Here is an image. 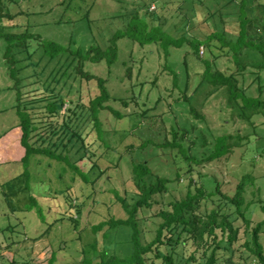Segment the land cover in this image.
I'll return each mask as SVG.
<instances>
[{"label":"rangeland","instance_id":"374dc122","mask_svg":"<svg viewBox=\"0 0 264 264\" xmlns=\"http://www.w3.org/2000/svg\"><path fill=\"white\" fill-rule=\"evenodd\" d=\"M240 1L0 0V31L21 33L27 30L34 36H40V39L58 42L71 50L79 48L86 51L93 46L104 49L110 38L118 30H125L138 14L145 18L148 27L159 25L173 38L204 39L215 31H224L230 38H235ZM245 2L247 16H258L264 23V11L260 7L264 5V0ZM209 11H217L216 17H207ZM205 17L207 20H204ZM37 42L30 40L26 50L15 53L17 77L26 85L22 90L30 92L25 102L35 107L32 112L37 118H42L41 107L45 103L31 104L34 102V85H38L46 97L50 95L47 88H52L54 94L64 98V120H71V127L76 128L85 140V149L77 153V148H74L70 152L72 161L77 160L78 167L89 181L85 182L75 175L64 163L46 156L32 155L26 161L22 160L25 151L20 143L19 118L15 109L17 94L12 88L14 81L9 76L4 58L6 43L0 38V264H94L102 250L119 257L130 254L133 249L129 227L110 230L106 226L94 233L92 226L111 217H128L117 196L124 198L129 206L137 198L131 174L133 159L128 152L131 145L135 148V161H148L154 173V177L149 178L151 182L158 177L172 181L163 196H156L158 203L153 208L140 210L136 216L142 244L150 242L155 236L161 219L154 214L161 208L160 203L185 197L190 179L193 183L199 181L198 171L216 176L221 192L229 195L234 193L241 176L250 173L255 178L254 184L245 191L246 201L251 202L247 210L250 226L246 227L237 217L234 207L225 208L237 234L233 242L225 240L221 243L217 264H260L243 244L251 240V229L264 220L258 203L264 200V157L252 153L243 155L242 149L236 148L228 161L222 158L189 173L175 151L139 153L137 150L148 140L170 142L174 128L178 133L182 129H191L189 137L192 139H197L196 134L200 132L211 145L213 139L207 128L221 134L225 127L229 132L242 127L231 121L224 124L228 112L222 108L220 97L210 95L213 89L209 85L202 84L197 91H193L203 65L191 55L186 43L181 49L170 47L166 56L160 46H139L137 42L125 38L118 42V65L110 72L104 62L85 63L86 72L106 79L112 97L108 105L124 115L115 119L110 112L101 113L105 133L100 139L84 114L89 101L99 93L96 80L86 81L76 74L78 61L69 67L66 56L53 61L41 57L42 51ZM202 48L200 58L215 60L222 71L231 66L227 57L221 55L216 58L219 54L216 47H211L210 54L207 48ZM34 50L36 52L30 57L27 51ZM185 53L188 54L190 72V104L202 114L203 119L192 115L189 104L181 99L187 74L181 65ZM166 64L177 74L178 86L174 85L171 72L164 68ZM64 71L66 73L62 75ZM41 92L34 93L36 98L42 95ZM114 98H125L127 105ZM143 112H146L144 117ZM62 121L63 118H59L56 124L57 135H52L48 128L39 127L40 135L48 139L45 145L60 141L66 143ZM195 144L199 147L200 140L198 143L196 140ZM83 153L86 157L80 158ZM215 205L203 202L200 211H209ZM69 214L72 219L68 218ZM259 241L264 249V224ZM186 248L177 246L175 264H184L183 255L186 251L189 254L192 249ZM168 252L167 248L159 251L162 254ZM154 262L159 264L160 260Z\"/></svg>","mask_w":264,"mask_h":264},{"label":"trees","instance_id":"16d2710c","mask_svg":"<svg viewBox=\"0 0 264 264\" xmlns=\"http://www.w3.org/2000/svg\"><path fill=\"white\" fill-rule=\"evenodd\" d=\"M200 1L202 2V0ZM245 1H240V14L236 19L238 32L235 38H230L224 31H215L208 34L204 39H188L185 36L173 38L159 25L148 27L145 18L138 14L132 18L125 30H118L110 38L109 44L104 49L93 46L86 51L79 48L71 50L58 42L40 39V36H34L27 30L21 33L0 31V38L6 43L4 58L7 62L9 76L14 81L12 88L16 90L17 94L15 109L19 118L20 143L25 151L22 160L26 161L32 155L46 156L64 163L74 171L75 175L81 177L85 182L89 181L85 172H81L78 167L77 160L72 161L70 152L74 148H77V153L81 149H85V140L76 128L71 127V120H64V98L54 94L55 90L52 88H47L50 95L46 97L45 93L41 92L40 87L34 85L32 91L34 102H31V104L35 102L45 103L41 107L43 117L37 118L36 114L32 112L35 107L33 105L28 106L25 102L27 101L25 98L30 92L22 90L26 85L17 77L18 69L15 53L26 50L30 40H37L38 47L42 51L41 57L45 56L48 60L53 61L66 56V60L69 59L67 62L69 67L78 61L75 65L76 74L86 81L96 80L97 83L99 93L89 101V106L84 114L93 124L98 137L103 139L105 131H103V125L101 124V113L110 112L115 119H121L124 115L108 105L112 97L106 86V79L92 76L84 70V67L86 62H104L107 65L108 72H110L111 68L118 65V42L125 38L137 42L139 46L150 44L160 46L166 56L169 54L170 47L181 49L186 43L191 50V55L201 61L203 65L201 72H198L200 79L193 91H197L202 84L209 85L213 89L210 95L220 97L223 100L222 108L228 112L229 116L224 124L231 121L233 124L242 125V127H238L231 132L225 127L221 134L217 131L213 133L211 129L207 128V132L211 134L213 139L211 145L200 132L196 134L197 139H192L189 137L191 129H182L178 133V130L174 128L170 142L159 139L144 141L137 149L139 153H148L150 150H167V153L175 151L176 155L180 156L188 167L189 173H193L201 165L217 162L222 158L228 161L236 148H241L243 155L252 153L264 157V23L258 16H247ZM260 7L264 11V5ZM209 12L207 17H216L217 11ZM218 15L222 14L218 13ZM207 17L204 20H207ZM201 46L208 49V54H210L211 47H216L219 50L216 58L221 55L227 57V62L231 66L227 67L226 71H222L218 68L215 60H210L208 57L200 58ZM27 52L32 57L36 50ZM187 55L185 53L181 61V65L185 67V72L187 71V74H185L186 82L181 90V99L183 98L189 104V112L192 115L203 119L202 114L198 113L190 104L192 95L188 94L190 72H188ZM64 63L66 64V61ZM122 64L126 65L125 62ZM164 68L171 72L174 85L178 86V76L175 71L168 64ZM128 71L129 69H127ZM65 73L66 71L62 75ZM37 91L41 92L42 95L36 98L34 93ZM116 99L114 98V100ZM117 100H121L120 102L124 106L127 105L125 98ZM81 109L83 110L82 107ZM145 115L146 112H143V117ZM59 118H63L61 127L64 129V136L67 137L66 143L60 141L58 144L45 145L48 139L40 135L39 127L48 128L52 135H57L56 124ZM33 139L35 140L33 141ZM196 140L197 143L200 140L199 147L195 144ZM186 142H188V145ZM200 146H202V149ZM209 147H211L210 151H208ZM134 150V146L131 145L129 151H127L133 159L131 174L133 184L137 190V198L129 206L124 198L117 196L128 217L126 219L111 217L92 226L94 233H98L106 226L110 230L129 227L132 230L133 251L119 257L114 254L109 255L107 251L102 250L97 262L94 264H155V260H160L159 264H175L174 254L179 245L186 250V247L192 248L189 254L186 251L183 255L184 264H217V255L221 243L225 240L229 243L233 242L237 234V230L234 229L230 220V213L225 208L234 207L237 217L245 223L246 227L250 226L247 210L251 202L246 201L245 191L248 186L254 184V176L250 173L243 174L235 186L234 193L229 195L221 192L219 180L216 176L202 174L198 171L200 179L195 183L190 179L185 197L169 201L166 204L160 203L161 208L154 214L155 217L161 219V222L157 225L155 236L150 242L142 244L136 216L140 210L153 208L158 203L156 196H163V193L168 189V184L172 181L168 178L158 177V179L151 182L149 178L152 179L154 173L148 165V161H135ZM201 155L203 157H200ZM83 156L86 157L83 153L80 158ZM216 201L217 203H215ZM203 202H211V204L216 205L209 211L204 210L201 212L200 208ZM258 203L264 213V200H259ZM69 215L68 218L72 219V215ZM263 224L264 220L258 222L251 229V240L243 244L260 264H264V249L259 241ZM161 248H167L169 252L167 254L159 253ZM182 258H179V260H182ZM224 264L230 263L225 262ZM231 264H235V262H231Z\"/></svg>","mask_w":264,"mask_h":264},{"label":"built area","instance_id":"2783aa9c","mask_svg":"<svg viewBox=\"0 0 264 264\" xmlns=\"http://www.w3.org/2000/svg\"><path fill=\"white\" fill-rule=\"evenodd\" d=\"M200 54L201 55L203 54V48H202V46L200 47Z\"/></svg>","mask_w":264,"mask_h":264},{"label":"water","instance_id":"95a60500","mask_svg":"<svg viewBox=\"0 0 264 264\" xmlns=\"http://www.w3.org/2000/svg\"><path fill=\"white\" fill-rule=\"evenodd\" d=\"M230 264H231V262H230Z\"/></svg>","mask_w":264,"mask_h":264}]
</instances>
